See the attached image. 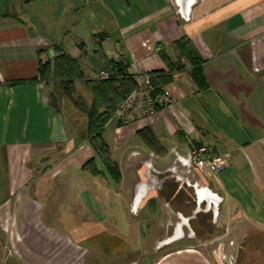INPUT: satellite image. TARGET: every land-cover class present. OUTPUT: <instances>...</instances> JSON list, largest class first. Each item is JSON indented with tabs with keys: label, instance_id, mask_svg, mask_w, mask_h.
<instances>
[{
	"label": "crops",
	"instance_id": "obj_1",
	"mask_svg": "<svg viewBox=\"0 0 264 264\" xmlns=\"http://www.w3.org/2000/svg\"><path fill=\"white\" fill-rule=\"evenodd\" d=\"M182 39L204 59L200 71L180 55ZM60 52L77 58L87 78L110 73L114 63L134 76L171 77L178 102L150 119L113 124L121 134L113 148L112 138L106 142L119 179L90 141L67 135L50 103L39 64ZM222 122L246 131L248 140L232 141L222 153L206 141L207 129ZM144 127L159 150L142 148ZM134 136L139 147L130 162L147 159L180 176L189 175L174 166V151L208 145L228 157L225 180L207 177L221 191L228 181L246 190L247 201L230 195L235 231L264 237V0H197L187 21L172 0H0V264H210L202 241L178 237L158 246L173 222L151 196L160 181L140 165L124 169L113 150ZM56 146L64 152L52 151ZM29 147L41 148L18 167ZM231 173L238 180L232 184Z\"/></svg>",
	"mask_w": 264,
	"mask_h": 264
},
{
	"label": "flooded vegetation",
	"instance_id": "obj_2",
	"mask_svg": "<svg viewBox=\"0 0 264 264\" xmlns=\"http://www.w3.org/2000/svg\"><path fill=\"white\" fill-rule=\"evenodd\" d=\"M135 160L160 181L151 196L163 201L173 219L171 233L159 247L178 237L196 239L205 244L210 264H264V237L245 232L237 235L234 209L222 215L223 193L207 176L199 172L180 176L171 167L157 168L147 159Z\"/></svg>",
	"mask_w": 264,
	"mask_h": 264
},
{
	"label": "trees",
	"instance_id": "obj_3",
	"mask_svg": "<svg viewBox=\"0 0 264 264\" xmlns=\"http://www.w3.org/2000/svg\"><path fill=\"white\" fill-rule=\"evenodd\" d=\"M28 3L34 0H21ZM103 38L105 34L98 35ZM181 56H184L193 67L194 72L200 71V66L204 59L194 47L190 39H182L176 43ZM40 78L51 88L49 98L50 103L59 112L60 105L55 94V87L61 90L62 94L71 99L74 106L81 110L86 116V139L90 141L102 160L103 164L119 179L118 164L113 160L110 147L102 137L104 125L112 118L113 113L119 104L135 88V76L130 74L127 67L121 63H114L107 78H87L82 68L81 62L65 52L56 54L51 62L39 64ZM197 74V73H194ZM199 74V73H198ZM82 82L89 92L90 100L86 105L83 101L74 99L76 83ZM171 81L167 75H153V84L161 88ZM118 125H122L118 122ZM149 132L150 137H142L144 142L152 149L159 150L157 139L150 127H144L138 131L139 135ZM90 159L87 164L92 163ZM86 164V165H87ZM92 168H96L95 165Z\"/></svg>",
	"mask_w": 264,
	"mask_h": 264
},
{
	"label": "rangeland",
	"instance_id": "obj_4",
	"mask_svg": "<svg viewBox=\"0 0 264 264\" xmlns=\"http://www.w3.org/2000/svg\"><path fill=\"white\" fill-rule=\"evenodd\" d=\"M50 91H51V88L49 87V92ZM54 91H55V94L57 96V101L60 105L59 113L65 122V129H66L67 135L75 137L79 141L86 139V122H87V120H86L85 114L81 110L76 108L74 106L73 102L71 101V99L65 97L62 94L61 90L58 89V87H55ZM74 99H78L80 101H83L86 105L89 104V100H90L89 92L86 89V87L83 85V83L80 81L76 83V91L74 93ZM133 122H131V123H133ZM131 123H129V124H131ZM113 124L118 125V122L114 119L113 120L110 119L104 125L103 132H102V137L104 138L105 141L112 138V139H110V141L113 140V142L110 143L111 148H113L115 136L116 135L119 136V134H121L120 132H118L117 134L114 133ZM125 125H128V124H124V126ZM220 125H221L220 129H217V128L216 129L215 128L207 129L208 135H207L206 141L218 144L219 147H221L222 153H225L227 150H230V148H233L235 146L234 143L238 142V140H240L241 142L248 140L246 131L241 130V129H237V127L232 125V124H230L231 129H226L223 122ZM144 133H145L144 135H142V134L139 135L140 138L146 137L148 139L150 137L151 133H149V132H144ZM152 133H153V131H152ZM230 136H231V138H229ZM137 139L138 138H136L135 136L132 138H129V140L127 141V144L124 147H122L119 150L113 149L114 154L117 151L118 155L121 156V159L123 161H125L124 169H129V170L134 169V168L138 167V165H139L137 162H134V163L130 162L128 160L129 156H127L129 154L130 150L137 149L139 147V142ZM232 141H234V143ZM17 148H19V147H17ZM37 148H41V147H29V151L26 152L27 154H25V157H23V158L20 157V160H18L16 162L17 166L20 167L21 165H23V164L25 165L26 163H28L30 158H33L32 156L36 155ZM63 148H64L63 146H56V148H52V151H54L55 153L62 154L64 152ZM142 148L149 150V146H144ZM147 153H149V152H147ZM161 154H163V153H161ZM111 155H112V153H111ZM167 158H168V156H167ZM42 159H44V158H42ZM39 163L42 164V160ZM34 164H35V161L33 162V165ZM32 168H35V167H32ZM221 173H222V171H221ZM221 173L219 172L217 175L219 180H215L214 178L211 177L213 182L216 183L217 185L220 182L221 178L225 180V177H223V174H221ZM229 180H230L231 184L233 183V181H238L236 179L235 175H233L232 173L230 175ZM227 185H228L227 188L222 189L223 196H224V202L221 206L223 216L226 215L228 213L229 209L231 208V204H232L231 203L232 202L231 196L237 197V198L240 197V199L243 201H247L249 198V195L245 189L235 188L232 185L229 186V181H228ZM236 189H238V190H236Z\"/></svg>",
	"mask_w": 264,
	"mask_h": 264
},
{
	"label": "built area",
	"instance_id": "obj_5",
	"mask_svg": "<svg viewBox=\"0 0 264 264\" xmlns=\"http://www.w3.org/2000/svg\"><path fill=\"white\" fill-rule=\"evenodd\" d=\"M108 76L107 71L98 73V78ZM152 76V73L146 72L135 75V88L119 104L111 120L114 119L122 125L135 120H147L153 117L159 109L168 108L178 102V93L170 85L156 87L152 82ZM174 155H176L174 166L182 167L181 169L189 176L197 171L202 175L215 177L229 164L228 157L217 153L214 147L208 145H191L185 154L181 155L174 151ZM177 155L182 159H178Z\"/></svg>",
	"mask_w": 264,
	"mask_h": 264
},
{
	"label": "water",
	"instance_id": "obj_6",
	"mask_svg": "<svg viewBox=\"0 0 264 264\" xmlns=\"http://www.w3.org/2000/svg\"><path fill=\"white\" fill-rule=\"evenodd\" d=\"M197 0H172L175 12L185 21L189 19L192 6ZM52 54V51H50Z\"/></svg>",
	"mask_w": 264,
	"mask_h": 264
}]
</instances>
